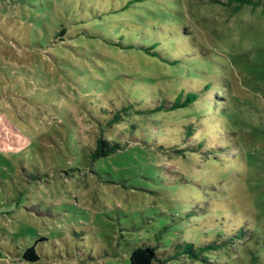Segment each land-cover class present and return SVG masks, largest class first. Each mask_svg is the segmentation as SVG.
<instances>
[{
	"label": "rangeland",
	"instance_id": "rangeland-1",
	"mask_svg": "<svg viewBox=\"0 0 264 264\" xmlns=\"http://www.w3.org/2000/svg\"><path fill=\"white\" fill-rule=\"evenodd\" d=\"M222 1L0 0V264H264V0Z\"/></svg>",
	"mask_w": 264,
	"mask_h": 264
},
{
	"label": "trees",
	"instance_id": "trees-1",
	"mask_svg": "<svg viewBox=\"0 0 264 264\" xmlns=\"http://www.w3.org/2000/svg\"><path fill=\"white\" fill-rule=\"evenodd\" d=\"M260 0H226L222 1L223 4H228L229 2H233L234 5L232 7V11L234 12L236 9L241 7L243 4H251L252 6H256ZM144 50L148 53L155 55L158 52L155 49H152V45H144ZM161 59H165L161 56ZM207 88V85L204 86V89ZM199 91H187L184 94L180 91L177 93L172 99H161L159 102L148 109V111L152 112L161 108L165 110L175 109L177 107L185 106L188 103L194 101L199 97ZM166 102H169L166 105ZM140 111V110H138ZM143 111V110H142ZM145 111V110H144ZM188 134L191 130L190 127H187ZM86 154L90 157V159H94L101 155H106L109 152L120 147V143L118 141L109 140L101 132L95 135L94 137V145H87ZM182 148H173L176 152L181 151ZM232 239V235H230L227 239H223L221 242H227ZM221 242L216 241H208L206 243L200 244L198 246L194 245L193 242L190 241H177L173 246V250L171 253L165 257L160 256L163 252L156 251V245L149 244L145 241H142L138 245L134 246L129 252V262L130 264H154V262H158L160 264H186L183 260H206V256L204 251L206 249H215L217 248ZM166 251V250H165ZM21 257L27 260H35L37 259V254L32 245L25 247V249L21 253ZM170 258L176 259L175 262H170ZM176 261L178 263H176ZM182 262V263H179ZM188 264V263H187Z\"/></svg>",
	"mask_w": 264,
	"mask_h": 264
}]
</instances>
